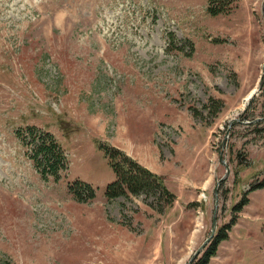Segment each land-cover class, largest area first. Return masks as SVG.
I'll return each mask as SVG.
<instances>
[{"label": "rangeland", "instance_id": "obj_1", "mask_svg": "<svg viewBox=\"0 0 264 264\" xmlns=\"http://www.w3.org/2000/svg\"><path fill=\"white\" fill-rule=\"evenodd\" d=\"M234 1L0 0V264H185L211 231L219 154L216 229L189 264L224 225L205 264H264V0ZM26 123L60 143L59 180L33 169ZM110 144L152 176L108 200Z\"/></svg>", "mask_w": 264, "mask_h": 264}, {"label": "trees", "instance_id": "obj_2", "mask_svg": "<svg viewBox=\"0 0 264 264\" xmlns=\"http://www.w3.org/2000/svg\"><path fill=\"white\" fill-rule=\"evenodd\" d=\"M234 0H207L206 7L208 8V11L211 15H216L217 13H227L230 10L231 4ZM235 2V1H234ZM233 2V3H234ZM233 5V4H232ZM45 137V139H44ZM38 147H37V153H43V156L45 160H47L48 165L47 167L41 163L39 159L35 160V164L40 167L45 166L47 170H50V173L54 175V171L57 170V168L62 167L64 164V156H62L59 152V143L51 137L50 135H42L40 137V140L38 141ZM111 157L114 159H118L117 161L110 160L111 167H113V172L115 175V180L113 182H109L107 184L106 193L108 200L117 196L118 192L123 189V186L128 188V190H135L138 188L142 183L146 182L148 178H146L144 175L149 174V176H152L147 170L132 165L129 158H127L121 151H118L116 149H111L110 151ZM143 175V176H142ZM141 176V177H139ZM160 181V180H159ZM261 184V183H260ZM81 185L85 186V188L89 189V194L92 193L91 187L83 182ZM124 191V190H123ZM74 193L77 195V198L82 199L84 196L79 193V191L76 189L74 190ZM170 196L172 197V194L170 193ZM246 197L244 195H241L238 199L239 202H246ZM238 203H235L234 208L237 209ZM226 225H224L225 227ZM224 230V228H223ZM221 228L216 231V233L213 236L212 242L206 247V249L201 254L202 256L199 257V259L194 262L193 264H204L207 261V258L213 253L214 246L217 243V241L224 237V231Z\"/></svg>", "mask_w": 264, "mask_h": 264}, {"label": "water", "instance_id": "obj_3", "mask_svg": "<svg viewBox=\"0 0 264 264\" xmlns=\"http://www.w3.org/2000/svg\"><path fill=\"white\" fill-rule=\"evenodd\" d=\"M227 172V168L225 169L224 171V174ZM216 186L214 185L213 186V194L216 195ZM215 200H216V197H215ZM215 209L213 210V217L211 218V225H210V228H211V231L209 232V235L207 237H205L202 241H201V244L198 245V247L192 252V254H190V257H188V260L186 262V264H188V262L190 261L191 258L195 257V254L199 251V249L201 248V246L207 242L209 236L212 234L213 230L215 229L214 228V224H215V213H214Z\"/></svg>", "mask_w": 264, "mask_h": 264}, {"label": "crops", "instance_id": "obj_4", "mask_svg": "<svg viewBox=\"0 0 264 264\" xmlns=\"http://www.w3.org/2000/svg\"><path fill=\"white\" fill-rule=\"evenodd\" d=\"M198 173V172H197ZM197 173H193V172H187V177H188V179H186L188 182H190L189 184H195V181H197V179L198 178H200V177H198L199 175H200V173L198 174V176H196V174Z\"/></svg>", "mask_w": 264, "mask_h": 264}, {"label": "bare ground", "instance_id": "obj_5", "mask_svg": "<svg viewBox=\"0 0 264 264\" xmlns=\"http://www.w3.org/2000/svg\"><path fill=\"white\" fill-rule=\"evenodd\" d=\"M254 90H252L247 96H246V99L248 98V97H250V95H252L254 92H253Z\"/></svg>", "mask_w": 264, "mask_h": 264}]
</instances>
